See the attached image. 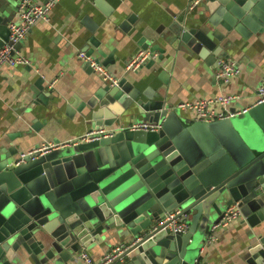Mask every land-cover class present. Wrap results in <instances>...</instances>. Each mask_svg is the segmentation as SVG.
I'll return each instance as SVG.
<instances>
[{
    "label": "water",
    "instance_id": "1",
    "mask_svg": "<svg viewBox=\"0 0 264 264\" xmlns=\"http://www.w3.org/2000/svg\"><path fill=\"white\" fill-rule=\"evenodd\" d=\"M19 2L0 0V48L9 42ZM194 8L193 23L183 16L152 36L140 31L139 45L150 53L140 68L156 69L169 50L221 69L227 48L264 36V0H198ZM135 20L123 19L120 28L129 33ZM136 30L138 36L140 25ZM100 47L92 38L83 52L115 64ZM165 73L158 76L163 89ZM118 79L67 105L69 117L79 113L94 128L114 129L113 137L75 139L24 158L16 147L0 148V264H22L28 256L34 264H66L116 238L124 250L109 264H195L212 227L233 207L256 229L242 264H264V102L245 114L189 123L169 108L164 91H141L132 75ZM34 86L38 93L42 80ZM50 95L39 99L47 104ZM133 119L161 127L133 131L127 123ZM175 211L187 221L186 233L163 223Z\"/></svg>",
    "mask_w": 264,
    "mask_h": 264
},
{
    "label": "crops",
    "instance_id": "2",
    "mask_svg": "<svg viewBox=\"0 0 264 264\" xmlns=\"http://www.w3.org/2000/svg\"><path fill=\"white\" fill-rule=\"evenodd\" d=\"M192 2L194 0H60L50 11L48 21L33 25L18 50L30 64L0 68V148L16 147L19 154L29 153L43 142L69 143L95 129L81 120L79 113L74 118L67 115L68 104L76 99L83 102L98 87L109 84L79 58L92 38L115 60V64L103 65L114 76L132 75L141 91H164L169 108L176 109L185 122L194 121V112L180 110L178 105L184 102L233 96L235 100L227 105H217L216 110L226 115L256 105L258 87L264 80V36L253 37L245 43L237 41L226 49L230 58L218 64L232 61L240 69V74L227 82L219 78L220 68L215 65L207 64L198 56L169 53V50L156 69L127 70L128 62L143 50L139 45L140 31L152 36L183 16L191 18L193 23L197 10L191 9ZM132 15L136 16L135 25L129 33L124 32L120 24ZM15 20H19L18 11L12 21ZM137 25H140L138 36ZM92 26L93 32L89 29ZM160 55L156 52L155 59ZM165 71L168 85L163 89L158 76ZM39 79L43 87L34 93ZM44 92L51 93L47 104L39 99V94ZM133 122H137L136 119L127 123ZM255 230L242 223L240 217L227 227L217 229L215 240H208L201 247L200 262L242 264V255ZM123 243L121 238H116L110 244L85 248L74 256L73 262L66 264H84L79 259L83 252L94 262H100L113 247ZM22 264L34 263L28 256Z\"/></svg>",
    "mask_w": 264,
    "mask_h": 264
},
{
    "label": "built area",
    "instance_id": "3",
    "mask_svg": "<svg viewBox=\"0 0 264 264\" xmlns=\"http://www.w3.org/2000/svg\"><path fill=\"white\" fill-rule=\"evenodd\" d=\"M60 0H20L18 7L19 20L11 21L9 24L10 28V38L9 42L5 44L4 47L0 48V68L3 66L15 67L18 65L27 66L30 64V61L27 57L20 54L18 50L15 49V44L19 41L24 40L30 29L38 21H48L49 13L52 8ZM198 3V0H195L191 4V9H193ZM13 51L15 52L13 54ZM79 58L85 62H89L91 68L100 75L105 82L109 83L112 86L118 84L119 79L114 76L105 66L96 62L91 56H87L86 53H79ZM150 58L149 51L140 50L127 64L128 71H137L144 64L146 59ZM221 69L219 72V78L227 82L230 78L238 76L240 74V69L232 61H222ZM258 102L260 104L264 102V80L258 87ZM235 97L233 96H219L212 99H200L194 102H184L178 105L180 110L194 112V121H205L212 122L214 120H221L227 117L232 116L226 115L225 112H218L216 110L217 105H227L231 101H234ZM248 109H241L236 112L235 115L245 114ZM161 125L159 123L152 122H133L129 125V129L133 131H158ZM115 135V130L108 127H98L87 132L82 138V141H95L102 138H110ZM70 143V142H69ZM61 142H43L35 150L29 153L21 154V158H24L26 155H35V154H45L47 152L60 149L69 144ZM178 211L169 213L163 223H167V227L173 232L186 233L188 231L187 221L179 217ZM239 217L238 210L236 208H231L219 224L212 227V234L210 235L209 240H215L214 234L215 231L221 227H227L233 220ZM124 250L123 245H118L113 247L110 252H108L100 262H94L88 253L83 252L80 254L79 259L84 264H109L112 262L118 255H120ZM195 264H202L200 261H196Z\"/></svg>",
    "mask_w": 264,
    "mask_h": 264
},
{
    "label": "rangeland",
    "instance_id": "4",
    "mask_svg": "<svg viewBox=\"0 0 264 264\" xmlns=\"http://www.w3.org/2000/svg\"><path fill=\"white\" fill-rule=\"evenodd\" d=\"M240 126V124H238Z\"/></svg>",
    "mask_w": 264,
    "mask_h": 264
}]
</instances>
